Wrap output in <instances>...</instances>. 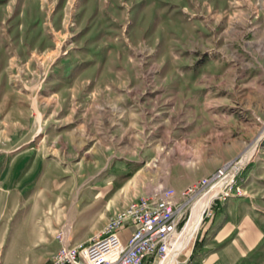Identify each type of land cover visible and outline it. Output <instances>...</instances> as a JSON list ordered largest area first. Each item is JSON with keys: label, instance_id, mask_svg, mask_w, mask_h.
I'll return each instance as SVG.
<instances>
[{"label": "rangeland", "instance_id": "obj_1", "mask_svg": "<svg viewBox=\"0 0 264 264\" xmlns=\"http://www.w3.org/2000/svg\"><path fill=\"white\" fill-rule=\"evenodd\" d=\"M261 13L264 0H0V172L16 178L2 186L24 189L13 225L39 198L83 241L148 192L101 196L107 183H131L152 165L197 177L253 143L238 182L264 210V66L229 68L224 89L209 86L217 105L204 106L199 89L193 109L184 104L187 81L218 71L209 59L264 63ZM119 92L140 112L134 122L90 106ZM112 118L129 132L108 129ZM117 136L125 172L90 179L112 167L104 144Z\"/></svg>", "mask_w": 264, "mask_h": 264}, {"label": "crops", "instance_id": "obj_2", "mask_svg": "<svg viewBox=\"0 0 264 264\" xmlns=\"http://www.w3.org/2000/svg\"><path fill=\"white\" fill-rule=\"evenodd\" d=\"M249 7L251 8V6ZM257 13L259 14V11ZM262 18L263 15L260 19ZM262 32H264V29H262ZM262 32L260 36H263ZM207 64H211L218 71L215 74L209 75L207 73L187 81L186 93L190 94L184 99V104L188 108L193 109V106H195L198 96L193 93L198 89L201 90L199 100L202 101L204 106L209 107L221 102V99L211 96L212 92L209 86L216 84L218 89H224V84L230 83L234 78L226 75L231 72L229 68L264 66V63L258 61L256 56L252 61L238 60L231 63L225 62V60L212 62L209 59ZM225 67L228 69L222 70ZM220 85H223V87ZM215 90L217 91L216 88ZM89 99L90 106L95 110H101L105 107L108 110L110 109L113 114L126 117L127 120L129 119L132 122L135 121L134 116L140 113H137L136 109L130 108V100L122 92L112 95L107 93L104 99L98 97H90ZM113 121L114 119L108 121V129L114 132H129L128 121L125 124L122 121H117L114 124ZM111 137L113 139V135ZM120 139V136H117L114 138L116 143L104 144L105 148L109 149L108 156H115L112 167L108 170L106 167L103 168L102 165L90 175V179H116L115 175L118 176V174L125 172L123 158L121 157L124 150L121 148L122 145L119 144ZM130 141L127 137V148ZM92 142L95 143L94 147L100 145V140L95 135ZM116 144L117 146H115ZM226 159L228 158L213 160L212 162L218 165ZM181 163L185 164L186 162L182 161ZM7 170L9 171L8 168ZM147 171V176L144 172L139 173L138 171V176L131 183L129 181L122 182V180L118 186L107 183L100 195L108 194L112 190V194L129 196L141 191H150L156 186L158 188L160 184L179 189L203 175L200 174L194 177L190 174H183L181 170L174 169L172 166L167 170H162L160 165H152ZM6 175L5 170L0 172V264H49L50 254L61 242L55 237L56 229L60 226L57 225L55 214H48V205L43 204L41 199L38 198V202L28 206V210H23L21 219L13 225V218L20 211L16 197L18 192H22L24 189L17 190L14 187L6 188L2 186L4 180L12 181L16 179L10 173L8 177ZM145 177L153 182L143 187L140 182ZM90 189L93 193V185H90ZM104 205L107 208L108 201ZM125 232V229H122L121 233ZM198 233L202 239L201 245L183 264H264V210L255 203L249 194L229 195L220 201H215L203 223L199 226ZM67 239L69 242H79L81 240L79 237H73L72 239L70 229Z\"/></svg>", "mask_w": 264, "mask_h": 264}, {"label": "built area", "instance_id": "obj_3", "mask_svg": "<svg viewBox=\"0 0 264 264\" xmlns=\"http://www.w3.org/2000/svg\"><path fill=\"white\" fill-rule=\"evenodd\" d=\"M246 149V148H245ZM216 165L197 180L175 189L170 185L135 195L115 208L103 225L85 240L69 242V227L60 225L61 242L49 264H183L190 246L215 201L244 192L238 175L249 157L244 150ZM195 231L186 244L178 242L194 201L209 192ZM125 229V233H121Z\"/></svg>", "mask_w": 264, "mask_h": 264}, {"label": "bare ground", "instance_id": "obj_4", "mask_svg": "<svg viewBox=\"0 0 264 264\" xmlns=\"http://www.w3.org/2000/svg\"><path fill=\"white\" fill-rule=\"evenodd\" d=\"M254 146H255V143L251 144L248 147V149L244 152L242 159H244V156L248 157L251 154V152L254 149ZM209 193H210V191L204 193L203 195H201L200 197H198L194 201V203L192 205V211H191L190 217L187 220V222L183 228V231L181 233V236L178 240V242L182 243V245L186 244V242L190 238L191 234L195 231L197 224H198V221L200 219L201 211L207 203Z\"/></svg>", "mask_w": 264, "mask_h": 264}, {"label": "trees", "instance_id": "obj_5", "mask_svg": "<svg viewBox=\"0 0 264 264\" xmlns=\"http://www.w3.org/2000/svg\"><path fill=\"white\" fill-rule=\"evenodd\" d=\"M212 205H214V203L212 204ZM211 205V206H212ZM201 242H202V239L199 237V233L197 232V235H196V237H195V240H194V245H193V249L194 248H199V246L201 245ZM193 251V250H192Z\"/></svg>", "mask_w": 264, "mask_h": 264}]
</instances>
